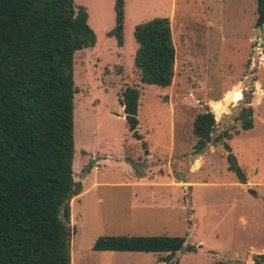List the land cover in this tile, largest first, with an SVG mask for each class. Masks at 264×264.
<instances>
[{"label":"rangeland","instance_id":"1","mask_svg":"<svg viewBox=\"0 0 264 264\" xmlns=\"http://www.w3.org/2000/svg\"><path fill=\"white\" fill-rule=\"evenodd\" d=\"M73 1L96 42L74 54L72 176L81 192L64 219L70 264H167L157 261L164 253L92 250L98 236L120 234L182 236L178 264H254L249 256L264 253V26L254 24L255 0H123L121 44L107 34L115 0ZM156 16L169 17L175 47L168 87L141 84L134 67V27ZM125 83L141 89L140 138L121 116ZM205 110L212 134L229 137L195 152L192 123Z\"/></svg>","mask_w":264,"mask_h":264},{"label":"trees","instance_id":"2","mask_svg":"<svg viewBox=\"0 0 264 264\" xmlns=\"http://www.w3.org/2000/svg\"><path fill=\"white\" fill-rule=\"evenodd\" d=\"M255 3L254 24L262 27L264 0ZM114 10L107 34L121 44L123 0H115ZM133 37L139 82L168 87L176 56L169 17L136 24ZM95 42L86 8L73 0H0V264H70L69 233L59 215L64 208L69 216V201L81 192L72 176L74 54ZM141 95L138 83H125L118 99L135 138ZM214 125L211 111L195 115V152L229 137L226 131L213 135ZM251 126L243 118L242 128ZM228 168L246 182L235 161ZM183 243L182 236L101 235L92 250L164 253L157 261L178 264L172 259ZM252 258L264 262V253Z\"/></svg>","mask_w":264,"mask_h":264},{"label":"water","instance_id":"3","mask_svg":"<svg viewBox=\"0 0 264 264\" xmlns=\"http://www.w3.org/2000/svg\"><path fill=\"white\" fill-rule=\"evenodd\" d=\"M263 26H264V24H263ZM90 163L87 165V168L85 169V170H83V171H88L89 170V167H90ZM138 168V167H137ZM75 183H77V182H75ZM74 183V184H75ZM59 217H61L63 220L64 219H66V217H67V215H66V210L63 208L62 209V214L61 215H59ZM75 230V229H74ZM70 243V242H69Z\"/></svg>","mask_w":264,"mask_h":264},{"label":"crops","instance_id":"4","mask_svg":"<svg viewBox=\"0 0 264 264\" xmlns=\"http://www.w3.org/2000/svg\"><path fill=\"white\" fill-rule=\"evenodd\" d=\"M237 183H238L239 185H243V184H244V183H240V182H238V181H237ZM253 193H254V191H253ZM242 220H245L244 217H242ZM260 249H261V248H260ZM260 249H259V250H260ZM262 249H264V246L262 247ZM251 258H252V256H251V257L249 256V259H251Z\"/></svg>","mask_w":264,"mask_h":264}]
</instances>
